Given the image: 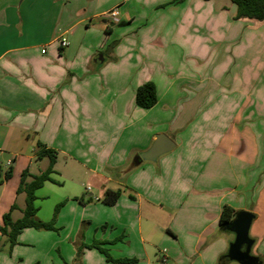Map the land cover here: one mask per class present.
<instances>
[{"label":"crops","instance_id":"1","mask_svg":"<svg viewBox=\"0 0 264 264\" xmlns=\"http://www.w3.org/2000/svg\"><path fill=\"white\" fill-rule=\"evenodd\" d=\"M189 1L0 0V159L5 155L4 172L10 169L6 178L0 172V225L9 210L13 220L21 217L25 194L16 191L20 174L25 169L38 174L47 167L49 157H37L40 150L50 148L70 160L74 165L69 169L78 173L69 181L70 190L60 193L49 186L62 185L55 162L50 174L55 182L46 180L35 190L37 219L49 220V190L54 208L60 204L57 223H63L66 254L52 264H239L221 260L233 235L220 229L219 215L224 204L234 212L250 211L251 230L261 213L252 199L257 188L250 187L260 173L252 180L236 173L238 184L228 185L227 164L240 162L245 153L240 151L245 136L230 134L228 111H220L232 102L196 103L194 116L204 109L203 119L190 123V143L176 129L166 133L160 127L164 114L150 131L151 112L164 104L159 93L168 91L160 90L164 77L159 63L163 69L167 61H175L162 43L168 29L179 37L184 34L179 43L187 58L208 53L204 40L197 48L192 32L198 26L197 9ZM227 5L223 0L219 9ZM114 6H119L120 19L106 21L103 14ZM234 13L230 19L235 23L241 19H234ZM226 20L228 26V16ZM150 23L158 29L152 37L143 31ZM205 25L212 28L213 22ZM132 26L137 30L130 31ZM94 34L98 45L91 41ZM61 37L66 46H61ZM147 80L154 83L157 100L142 108L135 104V90ZM157 133L172 139V150L155 160L134 161ZM175 176L189 180L190 197L178 195ZM108 188L119 191L113 204L101 201ZM165 189L168 197H160ZM53 226L57 229L56 215ZM32 229L23 228L12 246L0 233V264H49V245L38 251L32 243L43 232ZM94 240L116 261L87 246ZM255 244L254 239L252 248ZM76 248L81 249L80 259L73 258ZM257 253L264 256L262 247ZM258 254L253 253L264 264ZM122 258L130 261H118Z\"/></svg>","mask_w":264,"mask_h":264},{"label":"rangeland","instance_id":"2","mask_svg":"<svg viewBox=\"0 0 264 264\" xmlns=\"http://www.w3.org/2000/svg\"><path fill=\"white\" fill-rule=\"evenodd\" d=\"M152 1L155 2L156 0ZM222 1L190 0L187 3L197 9L198 26L192 30L198 38L197 48L200 51V48L204 46L202 42L204 40V43L208 45V53L201 54L199 52L197 58H187L182 53L183 50L181 51L184 46L179 43L181 39H184V34L179 37L174 34L175 30L172 28L168 29L169 31L162 38L166 55L174 57L175 61H167L163 69L161 67L162 64L159 63L158 69L161 70V74L164 77V83L160 86V90L163 88L168 91L159 93L160 98L164 101V108H162V105V107L155 110L158 113H155V111L151 112L149 116L151 122L150 131L152 132L154 129L155 125L153 126L152 124L155 123L154 120L164 114L165 121L160 123V127L165 129L166 133L169 132L171 127L176 129L175 133L177 136H185L188 139L186 142L190 143V123L193 120H195V123H201L203 119L200 112L204 109L198 110V115L194 116L197 110L193 106L196 103L223 99L232 102L230 108L220 109V111H228L229 133L231 134L234 131L236 134L240 133L245 136V141H243L240 149V151L245 149V153L240 162L230 161L227 164L225 168L229 171V182L228 180L227 182L230 186L238 184V181L235 180L237 178L236 173H239L238 176H241V174L247 175L249 180L253 179L254 174L260 173L255 185L250 187V189L257 188H255L256 192L252 199L257 200L255 210L261 213L259 219L252 223L249 231V234L253 235L256 241L251 253L258 254V248L262 247V250H264V20L247 19L242 21L241 19L239 21L236 20L234 23L230 19V14L234 13L235 4L230 0H226L230 5L221 10L219 6L222 5ZM158 15L157 11L153 23L158 19ZM227 16L231 22L228 26H226ZM209 21L213 22L212 28L209 25H205ZM153 23L148 24L143 29V31H148L149 37L156 34L158 30L154 28L155 24ZM138 25L141 26V23ZM136 27L138 26H132L130 31H136ZM99 40L98 35H92L91 41L95 45H98L97 42ZM89 42L88 45L93 46V43ZM102 49H108V47L105 46ZM179 58H181L180 61ZM171 81L174 83L172 87ZM192 117L196 118L191 121ZM171 124L172 126H170ZM198 142L204 143L203 141ZM4 156L0 159L1 174L6 168L3 162ZM54 160L55 168L61 173V177H58V179L62 185H51L49 183V186H53L52 188H56L58 192L64 193L70 190L69 181L75 176L77 177L78 173H73V169H69L74 164L62 155L55 156ZM258 160L259 167H253V161L257 162ZM81 178H83L82 174H80L79 179ZM175 181L180 186L177 192L178 195L182 196V198L190 197L192 189L190 188L189 180L175 176ZM258 182L261 183V185L259 184L260 187L257 184ZM176 183L174 182V184ZM167 191L169 190H163V195L160 197L164 195L168 197L169 192ZM246 192L250 193L251 190H246ZM53 198V193L49 190V219L53 216L55 209L52 203ZM62 209V206H60L59 211L65 214ZM55 215L57 229H32L43 232V235L37 240L34 237L32 243L38 251L45 244L49 245V264H52L53 260L59 261L66 254L64 246L67 240L62 238L63 223H57L58 213ZM6 242L9 243L8 241ZM5 248V253L9 254L7 247ZM81 253V249L76 248L73 258L77 257L80 259ZM258 255L262 256L261 254Z\"/></svg>","mask_w":264,"mask_h":264},{"label":"trees","instance_id":"3","mask_svg":"<svg viewBox=\"0 0 264 264\" xmlns=\"http://www.w3.org/2000/svg\"><path fill=\"white\" fill-rule=\"evenodd\" d=\"M235 4L234 19L244 20H264V0H230ZM157 100L155 85L152 81L147 80L136 87L134 101L137 106L142 108L151 107ZM47 155L49 157V163L47 167L38 174L29 175L28 171L22 170L20 174L19 183L17 186V192H24L25 204L22 209L21 217L13 220L10 215V210L3 213L2 224L0 225V233L4 235L9 242V246H12L16 242L18 233L25 227H33L35 229H55L53 226L55 214L60 204L55 206L53 216L47 221H41L35 217L37 210L34 205L35 190L42 185L46 180L55 182L50 176L53 171V164L55 162L56 151L53 149H42L37 153V157ZM10 175V169L4 172V177ZM30 179L27 180V177ZM1 182V177H0ZM119 195L118 190L105 189L101 198V201L106 204H113ZM14 206H11L12 209ZM234 209L224 204L219 215V226L227 223L233 216ZM100 241L94 240L88 247H95L101 253L104 254L106 260L116 261L112 258L105 247L100 246ZM118 261H130V259H119Z\"/></svg>","mask_w":264,"mask_h":264},{"label":"water","instance_id":"4","mask_svg":"<svg viewBox=\"0 0 264 264\" xmlns=\"http://www.w3.org/2000/svg\"><path fill=\"white\" fill-rule=\"evenodd\" d=\"M113 24V23H110ZM101 56L98 57L100 59ZM174 147L172 139L164 133H157L150 146L140 152L135 158L155 160L159 155L166 153ZM254 214L247 210H236L232 218L220 229L232 233V240L228 243L226 252L222 255V262L234 261L239 264H262L261 259L251 253L254 238L249 235V228Z\"/></svg>","mask_w":264,"mask_h":264},{"label":"built area","instance_id":"5","mask_svg":"<svg viewBox=\"0 0 264 264\" xmlns=\"http://www.w3.org/2000/svg\"><path fill=\"white\" fill-rule=\"evenodd\" d=\"M103 18L106 21H110V22H116L120 19V10H119V6H114L112 8H110L108 11H106L103 14ZM60 44L61 46H66L68 44L67 39L65 37H61L60 39ZM7 165L10 164V160H7ZM89 189V187H87V190Z\"/></svg>","mask_w":264,"mask_h":264}]
</instances>
